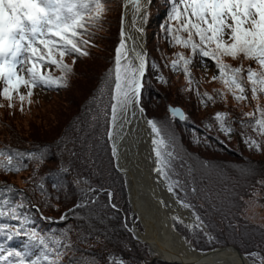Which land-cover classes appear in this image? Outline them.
<instances>
[{
  "label": "snow or ice",
  "instance_id": "1",
  "mask_svg": "<svg viewBox=\"0 0 264 264\" xmlns=\"http://www.w3.org/2000/svg\"><path fill=\"white\" fill-rule=\"evenodd\" d=\"M150 3L151 0H124L125 5L130 4L134 8L132 26L136 33L145 32L144 24L149 16L146 5ZM166 3L167 17L161 25L164 36L171 46L190 49L191 55L176 52L170 65L165 66L182 71L191 85L195 81L189 65L199 56L202 63L210 60L218 70L219 75L213 76L212 80L224 85V90H214L220 100L230 94L238 103L245 102L249 99V92L252 100L258 101L260 96H264V0H166ZM106 10L107 0H0V97L8 101L7 106L15 107L13 101L18 98L23 111L25 100L29 104L32 102L34 89L58 90L67 87L76 60L90 55L86 48L91 46V41L85 37L95 36L92 30L102 27ZM139 38L142 39V35ZM129 41L132 42L131 46ZM67 56L73 57L72 64L65 62ZM225 58L241 63L233 66ZM244 60L254 62L257 67L253 68L250 64L245 68ZM147 66V53L138 50L137 37L123 27L122 18L114 66L108 69L100 96L93 98L97 103V115L92 118L94 121L105 118L109 126L106 137L112 142L111 154L117 161L118 138L123 139L125 127L132 123L137 112L141 115L145 112L141 98ZM152 67H157L155 62H152ZM51 68L58 69L60 75L45 71ZM158 78L161 81L164 79L162 76ZM196 94L202 98V103L216 101V97L206 92L197 90ZM105 95L108 96L107 103L103 99ZM169 112L173 118L187 119L178 108L170 106ZM242 117L249 119L241 118L238 121L241 128L251 127L264 138V106L257 104L254 111L242 113ZM211 119L216 121L218 130L226 135L230 136L235 131L228 113L217 112ZM146 124L152 134L154 171L166 182L168 193L176 198L182 208L193 209L194 205L185 202L179 195V191H186L184 184L179 179H173V161L180 158L175 150L174 138H166L164 126L156 119H148ZM241 135L250 149L259 150L264 143V139L257 141L243 132ZM195 142L200 143V140L196 138ZM27 158L40 160L44 157L28 153ZM23 159L24 154L19 151L0 150V170L19 172L27 167ZM59 170L68 171L65 168ZM40 188L43 189V184H40ZM98 192L99 189L90 185L82 186L80 202L69 213L96 203ZM17 194L21 196L19 202L13 198ZM108 197L111 200L112 193L109 192ZM26 200L23 190L7 183L0 185V218L17 221L19 225L10 227L7 223H0V235L8 241L27 237L23 251L0 245V253H5L0 254V264H63L66 251L62 249L71 245L54 234H41L35 227L28 228L35 221L25 209L34 205L26 203ZM110 206L116 208L114 204ZM60 219L66 220L67 215L62 214ZM172 219L183 223L179 216ZM187 226L192 230L204 229L202 219L195 213ZM124 227L127 229V225ZM113 264L124 262L114 259ZM261 264H264V260Z\"/></svg>",
  "mask_w": 264,
  "mask_h": 264
},
{
  "label": "trees",
  "instance_id": "2",
  "mask_svg": "<svg viewBox=\"0 0 264 264\" xmlns=\"http://www.w3.org/2000/svg\"><path fill=\"white\" fill-rule=\"evenodd\" d=\"M120 21L118 30L114 33L115 35L107 36V38L110 37L109 45L105 44L106 39L100 41L101 38L93 40L87 38V36L85 37V39L91 41V46L86 48L90 55L79 57L76 60L73 73L69 76L68 85L77 76L76 69L80 63L100 61L103 62V70L97 76V71L91 69V79L97 81V84L90 90L88 98L84 102L78 103L81 113H78L72 119L63 135L43 141L40 145L36 144L37 147L33 151L22 152L24 148L21 146L24 145L18 143L12 144L13 147L0 146V149L8 152L19 151L23 153V162L27 165L19 172L0 170V185L7 183L23 190L24 195L27 197L25 202L34 205V207L25 209L35 221L34 224H29L27 227L31 228L39 224L46 230L50 226L56 225L59 228L56 231L57 235L64 233L62 227L71 233L72 227H67V223H69L68 220H73L74 216L68 215V219L61 223L57 222L56 217L80 202L82 185L77 186L75 180L90 182L89 185L92 188L99 189V193L101 192L107 197L108 192L112 193L111 200L108 197L106 201L98 203L100 201V198H98L96 203L81 208L85 211L82 214H77L76 218L80 217L79 220H85L88 215L93 218L94 224L98 223L105 235L114 238L118 233L117 235L120 237L114 240L113 245L106 248L107 250L105 247L102 249L94 248L92 254L97 256L95 260L80 258L79 264H100L98 262L113 264V260H110L108 256L109 254H115L124 264H177L157 259L153 260L149 246L133 238L128 233V229L124 227L122 219L117 225L118 229L115 228L116 224L112 223L111 220V218H118L123 213L130 211V205L126 198L127 192L122 191L124 186L123 174L115 166L114 157L111 154L112 147L106 137L109 126L104 117H100L96 121L92 118L97 115V103L94 102L93 98L100 96V90L104 86L108 69L114 66L115 48L119 44ZM107 23V21H103L102 25L105 26ZM105 46H109L107 49L108 54L102 52L105 51ZM150 57L151 61L144 78L141 104L146 114L151 113L150 117L148 116L149 118L156 119L164 126L166 138L168 136L174 138L175 150L180 158L173 161L175 171L173 179H179L186 190L179 191V195L185 202L194 205V211L207 226L213 239L209 241L207 234L200 230H194V235L188 230L185 232L186 235L194 238V244L202 250L236 244L242 253L253 250L259 251V247L263 246L264 243V231L258 225L252 223L245 214L247 212V199L259 191L258 188H261L264 184L263 161L255 159L257 153L263 151V148L259 150L250 149L244 143L241 133H246L257 141L263 138H260L251 127L241 128L238 121L241 118L245 120L249 118L242 117L238 110H235L236 115H229L233 121L232 127L235 129L230 136L218 130L216 121L211 119L214 117V113L207 117L201 116L206 109L220 100L214 90H223L222 83L213 81V76L205 72L197 73L199 76L192 75L195 82L189 85L182 71H174L171 67L159 63L156 60L157 58L152 56V53ZM72 61V56L65 57L66 63L72 64ZM152 62H155L157 67L153 68ZM230 64L233 65V62H230ZM157 68H161L162 73L159 74ZM45 71H51L53 75H60L59 70L56 68L46 69ZM161 76L164 78L163 81L158 78ZM181 78L185 79L183 84L179 83ZM175 81L179 84L177 94H175L177 99L170 94L172 92L170 88L174 86ZM64 88H60L59 91ZM38 89L41 90L42 88ZM165 89H168L167 93ZM42 90L46 93L49 90L57 89ZM197 90L200 93L206 92L216 97V101L202 103V98L196 94ZM248 95H250V92ZM38 99H31V101L33 103L34 100ZM103 99L106 103L109 102L107 95ZM153 99H156L157 103H163L167 106H164L165 111L161 114L151 112V108L157 107V104H152ZM225 100H227V97H225ZM16 101H19V99L17 98L13 103ZM171 104L182 107L187 119L178 120L173 118L168 110V106ZM24 105H26V100ZM5 107L8 106H2L3 109ZM20 108L17 107L16 109ZM13 110L14 107H12V112ZM99 133L103 135V142L96 147ZM196 138L200 140V143L195 142ZM229 139H241L239 146L231 145ZM29 152H35L42 157L43 155L47 156L48 162H32L27 158ZM210 154L218 156L211 157ZM60 168L68 169V171H61ZM40 184H43V189L40 188ZM53 185L59 187H53ZM66 189H70V191ZM73 194L78 196L74 197ZM13 198L16 202H19L21 196L17 194ZM45 200H47V203H45ZM109 204L116 205V208L110 207ZM99 205L100 207L102 205V211L107 212L109 219L101 214L100 216L97 215L96 207L99 208ZM42 215L44 218L55 216V220L41 218ZM0 223L14 225L10 227L19 226L17 221L8 218H0ZM86 228L90 229L92 233L99 232L98 227L88 225ZM75 230L73 229L72 233ZM54 231L55 228L48 232ZM126 232L129 237L126 236ZM123 234H125L123 236H126L125 238H122ZM26 239L27 237H18L8 241L0 235V245L4 246L6 243L8 249L23 251V244ZM81 239V243L84 244L88 240H98L91 233L84 235ZM71 261L72 264H75L73 260ZM68 264H70V261Z\"/></svg>",
  "mask_w": 264,
  "mask_h": 264
},
{
  "label": "rangeland",
  "instance_id": "3",
  "mask_svg": "<svg viewBox=\"0 0 264 264\" xmlns=\"http://www.w3.org/2000/svg\"><path fill=\"white\" fill-rule=\"evenodd\" d=\"M167 10L168 5L166 3V0H151L150 5H148L147 11H148V20L147 23L144 24L145 32L143 33L145 37V47L143 49L144 52L147 53V59H148V65L151 61V53L152 56L156 57L159 63H162L164 65L168 64L170 65V62L172 59H174V53L176 52H183L186 56L191 55L190 49H185L181 46L173 47L171 46L167 39L164 36V33L161 29V25L165 23L166 17H167ZM125 14V8H124V0H107V10L105 12V17L103 21H107V25H102V27L99 30L93 29L96 33L94 37H87L89 39H98L101 38L100 41L105 40V44H110V37L107 38V36L114 34L118 29V23L119 20L124 18ZM106 27V28H105ZM120 28H121V21H120ZM120 31V29H119ZM115 35V34H114ZM105 51H102L104 54L107 53V49L109 46H105ZM226 62L230 63L233 62L234 66H239L241 61L239 60H233L231 58H225ZM100 64V66H99ZM244 67L247 68L250 64L253 68H256L257 65L249 60L243 61ZM102 66L103 62H92V63H80L77 66L76 74L77 76L72 80V83L69 84L66 88L62 89L61 91L58 90H49L46 93L41 89L39 90L34 89L33 90V96L31 99H38L34 100L33 103L27 104L28 101L26 100V105H23V111L20 109H16L20 106V101H16L14 110L12 112V108L5 107L4 109L2 106L8 105V101L3 99V97H0V146L8 145L9 147H13L12 144L18 143L24 146H21L24 148L22 152L26 151H33L36 149L37 145H40L43 141H48L53 138H58L61 135H63L66 127L70 124L72 119L77 116L78 113H81L78 103L84 102L88 98V94L92 87L94 88L97 84V81H93L91 79V69L94 71H97V76L101 74L102 72ZM170 67V66H167ZM191 74L194 76H199L198 74L201 72H205L209 74L210 76H217L219 75L218 70L216 69L213 62L210 60H207L202 63L199 56H196L193 59L192 64L189 65ZM148 70V66H147ZM158 73L161 72V68L158 69ZM198 73V74H197ZM90 75V77H88ZM177 81V80H176ZM175 81V82H176ZM183 81H185L184 78H181L179 83L183 84ZM178 83L176 82L174 86L170 88L172 92L173 98H176L177 91H178ZM222 89L224 90V85H221ZM22 91H25L24 89H21ZM166 93L168 89H165ZM227 100H218L215 102L210 108L206 109L204 113H202L201 116H210L211 114H215L218 112H226L229 115H236L235 110H238L240 114L246 113V112H252L256 109L257 104L264 106V96H260L259 100H252L251 99V93L249 95V99L245 102H237L230 94L226 96ZM177 99V98H176ZM73 101V102H71ZM152 104H157V107L151 108V112L155 114H161L163 111H165L164 106L167 107L163 103H157L156 99L152 100ZM172 105V104H171ZM29 106V107H27ZM175 106V105H173ZM159 107V108H158ZM182 108V107H181ZM16 109V110H15ZM183 109V108H182ZM169 110V106H168ZM184 110V109H183ZM146 113V112H145ZM233 113V114H230ZM151 115V113L146 114L148 119ZM257 117L259 116V113H256ZM149 116V117H148ZM7 122H10L9 124ZM103 135L99 133V139L97 140V146L103 142L102 139ZM262 138V137H260ZM264 139V138H263ZM231 145L239 146V142L241 139H229L228 140ZM261 141V140H259ZM37 144V145H36ZM27 145V146H25ZM261 149L263 148V151L257 153V156H255V159H259L260 161H263L264 164V143L261 144ZM2 150V149H0ZM29 153H35V152H29ZM36 154V153H35ZM37 155V154H36ZM39 156V155H37ZM211 157H216L218 155L210 154ZM43 159L35 160L33 159L32 162H48L47 156L43 155ZM122 175V174H121ZM123 182L124 186L122 191L127 192L126 198L127 202L130 205V211H127L125 214L123 213L118 218H111L112 223H115V228L118 229V223L120 219H122V223L124 225H127L128 233L131 234L133 238L135 237V230L138 228L142 232L144 231V226L140 220H138L137 214L133 213L132 210V202L129 195L127 180L124 175ZM77 181V180H75ZM80 183L76 185L78 186H84L85 184L89 185L90 182L86 180H79ZM70 191V189H66ZM259 191L254 193V195L247 199V209H246V217L250 219L252 223L255 225H258L263 231H264V184L261 188H258ZM109 193V192H108ZM72 196L76 197L77 194H73ZM98 198H100L98 203H102L107 200V196L105 194H101V192L97 193ZM97 203V204H98ZM92 205V204H88ZM110 205V204H109ZM96 206V205H95ZM74 206L70 207L67 212L63 213L68 215H73V220H68L69 223H67V227L71 226V233L67 232L63 227V234L57 235L56 231L59 230V228L56 225L50 226L48 229L45 230L44 227L35 225V227L41 234H47V235H56L58 237H61L64 239V243L70 244L71 247L67 249H62L63 251H66V255L63 257V264H68L70 259L75 262V264H79L80 258H86L89 260H95L97 256L92 254V251L94 248H100L103 247L108 248L113 245V241L119 239L120 236L116 235L114 238H110L109 236L105 235L104 231L100 229L98 223L94 224L93 218H90L88 215L86 216L87 219L85 220H79L80 217L76 218L77 214H82L85 210L84 209H74L71 213H69L70 209H73ZM111 207V206H110ZM97 215L100 216V214L109 219L108 214L106 211H102V205L99 208H97ZM193 213L196 214L194 209H191ZM122 213V212H121ZM134 214V215H133ZM62 214H58L56 217L57 222L61 223L66 220L60 219ZM133 215V216H132ZM176 216V215H173ZM172 216V217H173ZM55 217V216H54ZM53 218H50L52 220H55ZM122 217V218H121ZM41 218H44L43 215ZM45 219V218H44ZM183 223L174 221L173 220V226L177 232H179L185 239L186 243L191 247L199 250V251H207L199 249L194 244V238L188 237L186 235V231H190L192 235H194L191 228H189L187 225L191 222H184L183 219H181ZM204 224V223H203ZM94 226L99 228V232H94L90 229H87L86 227ZM14 226V225H10ZM206 230H202L205 234H207V239L210 241L213 239V236L208 231L207 226ZM30 228V227H28ZM32 228V227H31ZM55 228L54 232H48L49 230H53ZM73 229H76L74 233ZM70 230V229H69ZM89 233L95 235L98 240H88L86 244L81 243L82 237L84 235H89ZM126 232V236L129 237V234ZM125 234L122 235V238ZM194 237V236H193ZM138 240V239H136ZM204 240V239H203ZM139 241V240H138ZM141 242V241H140ZM149 246V251L151 254V257L153 260H156L158 253L155 251V249L148 243H145ZM205 244V243H203ZM236 245V244H234ZM5 248H7V244H4ZM237 246V245H236ZM220 247V246H219ZM194 249V250H195ZM259 251H250L248 253H243L248 255V257L256 262L257 264H261V261L264 260V243L263 246L259 247ZM107 250V249H106ZM253 253L257 255H252ZM5 254V253H0ZM110 260L118 259L115 254H109ZM111 259V257H113ZM34 258V257H33ZM103 260V259H101ZM158 260V259H157ZM100 264H103L102 262H98ZM178 264V263H177Z\"/></svg>",
  "mask_w": 264,
  "mask_h": 264
},
{
  "label": "bare ground",
  "instance_id": "4",
  "mask_svg": "<svg viewBox=\"0 0 264 264\" xmlns=\"http://www.w3.org/2000/svg\"><path fill=\"white\" fill-rule=\"evenodd\" d=\"M146 7L148 8V5ZM133 12V6L126 5L123 27L137 37L138 50H143L144 35L136 33L132 26ZM141 35L142 39L139 38ZM128 43L131 46L132 42ZM146 120L144 115L137 112L136 117L132 118V123L125 127L123 139L117 140V162L125 173L135 214L144 226L142 236L152 242L156 251L174 258L182 254L201 264H257L247 256L242 259L234 250L201 259L200 253L189 246L184 237L175 230L172 216H179L184 222H192L193 212L191 209L182 208L176 202V198L168 193L166 182L154 171L156 165L151 145L152 134Z\"/></svg>",
  "mask_w": 264,
  "mask_h": 264
},
{
  "label": "water",
  "instance_id": "5",
  "mask_svg": "<svg viewBox=\"0 0 264 264\" xmlns=\"http://www.w3.org/2000/svg\"><path fill=\"white\" fill-rule=\"evenodd\" d=\"M124 8H126V5L125 4H124ZM123 20H124V18H123ZM144 39H145V37H144ZM144 47H145V42H144ZM146 73H147V69H146ZM146 73H145V75H146ZM144 78H145V76H144ZM144 78H143V85H144ZM143 88H144V86H143ZM170 106L180 109L184 113V115H185L184 110L180 106L169 105V107ZM143 115L148 120L145 112L143 113ZM176 119L181 120L179 118H176ZM110 144H111V147H112V142L111 141H110ZM114 159H115V166H116V168L125 176L124 171L118 165L117 159L115 157H114ZM125 178H126V176H125ZM133 206L134 205L132 203V210H133V213H135V210H134V207ZM138 220H139V218H138ZM204 230H206V227L205 226H204ZM134 234H135L136 239H138L139 241H141L143 243H148V244H150L152 246V242L142 236V231L141 230H139L138 228H136ZM190 246H192V245H190ZM195 250L200 253V256L199 257L201 259H206V258L210 257L213 254H221V253H225V252L233 251V250H234V253L238 254V256H240L242 259H246V256L248 257V255L243 254L240 251V249L238 248V246H236V245L220 246V247H216V248H213V249H210V250H207V251H199L197 249H195ZM156 252L159 255V256H157L156 259H158L160 261L170 262V263H178V264H201L200 262H197V260L188 259L187 257H184L185 255L183 256L182 254H180L179 256H177L176 258H174L173 256H170V255L165 254L163 252H160V251H156ZM113 258H114V256L111 257V259H113ZM117 260H120V259H117Z\"/></svg>",
  "mask_w": 264,
  "mask_h": 264
}]
</instances>
